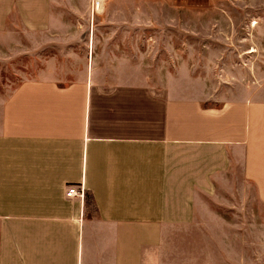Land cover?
Listing matches in <instances>:
<instances>
[{
	"label": "crops",
	"instance_id": "1",
	"mask_svg": "<svg viewBox=\"0 0 264 264\" xmlns=\"http://www.w3.org/2000/svg\"><path fill=\"white\" fill-rule=\"evenodd\" d=\"M109 1L0 0V42L51 33L82 65L0 99V264H264V88L149 83L128 16L152 12Z\"/></svg>",
	"mask_w": 264,
	"mask_h": 264
},
{
	"label": "rangeland",
	"instance_id": "2",
	"mask_svg": "<svg viewBox=\"0 0 264 264\" xmlns=\"http://www.w3.org/2000/svg\"><path fill=\"white\" fill-rule=\"evenodd\" d=\"M108 4L123 9L143 6L152 12L128 16L130 25H152L147 35L129 32L132 45L145 36L151 38L149 56L144 58L146 72L152 77L149 83L162 86L168 72L178 78L200 77L196 82L208 89L213 105L239 98L245 89L264 88V0H110ZM4 35L0 42V99L23 82L56 78L65 69L70 78L60 80L75 81L82 65L52 43L56 37L51 33Z\"/></svg>",
	"mask_w": 264,
	"mask_h": 264
},
{
	"label": "built area",
	"instance_id": "3",
	"mask_svg": "<svg viewBox=\"0 0 264 264\" xmlns=\"http://www.w3.org/2000/svg\"><path fill=\"white\" fill-rule=\"evenodd\" d=\"M108 0H89V15L90 20L94 15L98 13V11L102 8V6L107 2ZM84 186L82 185H71L68 186L66 191V197L67 198H78L80 200L84 199Z\"/></svg>",
	"mask_w": 264,
	"mask_h": 264
}]
</instances>
